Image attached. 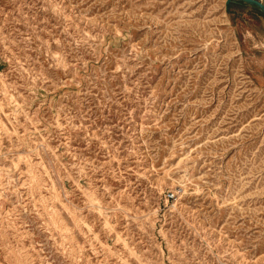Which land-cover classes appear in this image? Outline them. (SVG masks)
<instances>
[{"label": "rangeland", "instance_id": "obj_1", "mask_svg": "<svg viewBox=\"0 0 264 264\" xmlns=\"http://www.w3.org/2000/svg\"><path fill=\"white\" fill-rule=\"evenodd\" d=\"M0 264H264V15L0 0Z\"/></svg>", "mask_w": 264, "mask_h": 264}, {"label": "trees", "instance_id": "obj_2", "mask_svg": "<svg viewBox=\"0 0 264 264\" xmlns=\"http://www.w3.org/2000/svg\"><path fill=\"white\" fill-rule=\"evenodd\" d=\"M248 6L253 7L257 11H259L262 15H264V13L257 6L248 4L246 2L238 0V2H230V3H228V8L230 9V11H231V8H233V7L242 8V7H248Z\"/></svg>", "mask_w": 264, "mask_h": 264}, {"label": "water", "instance_id": "obj_3", "mask_svg": "<svg viewBox=\"0 0 264 264\" xmlns=\"http://www.w3.org/2000/svg\"><path fill=\"white\" fill-rule=\"evenodd\" d=\"M257 6L264 13V1L262 0H239ZM238 2V0H227V3Z\"/></svg>", "mask_w": 264, "mask_h": 264}, {"label": "built area", "instance_id": "obj_4", "mask_svg": "<svg viewBox=\"0 0 264 264\" xmlns=\"http://www.w3.org/2000/svg\"><path fill=\"white\" fill-rule=\"evenodd\" d=\"M174 195H175L174 193H168L167 194V200L174 198Z\"/></svg>", "mask_w": 264, "mask_h": 264}]
</instances>
